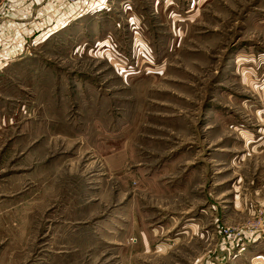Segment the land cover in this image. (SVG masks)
I'll return each instance as SVG.
<instances>
[{
    "label": "rangeland",
    "instance_id": "obj_1",
    "mask_svg": "<svg viewBox=\"0 0 264 264\" xmlns=\"http://www.w3.org/2000/svg\"><path fill=\"white\" fill-rule=\"evenodd\" d=\"M0 9V264H264V0Z\"/></svg>",
    "mask_w": 264,
    "mask_h": 264
},
{
    "label": "built area",
    "instance_id": "obj_2",
    "mask_svg": "<svg viewBox=\"0 0 264 264\" xmlns=\"http://www.w3.org/2000/svg\"><path fill=\"white\" fill-rule=\"evenodd\" d=\"M4 12V13H3ZM27 21H22L18 24L26 26ZM17 24V21L14 18H11L9 15V12L6 10H1L0 9V34L4 31H6V37H8L9 33L13 35L14 32H16L15 25ZM13 31V32H11ZM35 32V30H34ZM33 34V31H32ZM31 34V35H32Z\"/></svg>",
    "mask_w": 264,
    "mask_h": 264
}]
</instances>
